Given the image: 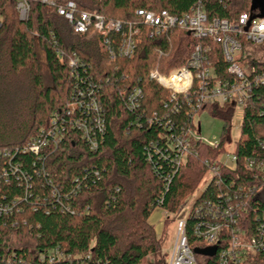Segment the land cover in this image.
I'll list each match as a JSON object with an SVG mask.
<instances>
[{
    "label": "trees",
    "instance_id": "1",
    "mask_svg": "<svg viewBox=\"0 0 264 264\" xmlns=\"http://www.w3.org/2000/svg\"><path fill=\"white\" fill-rule=\"evenodd\" d=\"M51 1L53 7L28 0L27 18L20 21L16 0H0V205H17V211L0 217V264L12 254L24 264H37L40 256L54 249L70 256L60 264H166L161 240L147 222L155 209L178 213L194 194L207 169L205 159L213 160L224 151L235 110L229 104L190 110L179 100L175 111L168 93L149 79V72L157 68L167 74L182 66L201 43L211 48L217 78L226 80L227 65L220 47L209 39L197 42L181 29L151 39L141 28L136 54L112 60L99 34H74L56 9L72 1L80 13L124 23L137 9L179 17L195 0ZM204 8L209 21L233 23L240 14L251 16L256 11L264 16V6L257 0H231L226 7L205 1ZM72 55L85 67L77 71L78 78L67 66ZM243 66L253 72L264 69L249 63ZM135 87H141L142 99L137 108L129 110L127 95ZM80 89H92L103 110L104 131L94 135L95 150L79 128L67 125L70 119L89 122L87 113L82 116L75 111L66 116L70 103L89 99L78 95ZM244 106L234 150L237 162L233 168L221 169L193 208L241 188L248 195L250 213L253 209L258 216L264 213V185L260 176L256 179L246 168L249 159L264 162V84L254 87ZM202 112L224 121L220 143L215 149L195 144L197 154L189 155L172 176L173 165L165 159L170 153L168 139L195 130L193 117ZM54 114L66 124L59 127L58 146L41 159L23 152L43 128H53ZM41 168L47 176H37L35 170ZM24 172L31 185L27 192L19 177ZM254 187L257 191L249 193ZM251 214L253 230L256 220ZM193 219L192 210L186 219V234L195 264H218L216 254L206 256L204 252L215 249L216 253L221 246L208 248L195 238ZM244 264H264V253L250 255Z\"/></svg>",
    "mask_w": 264,
    "mask_h": 264
},
{
    "label": "built area",
    "instance_id": "2",
    "mask_svg": "<svg viewBox=\"0 0 264 264\" xmlns=\"http://www.w3.org/2000/svg\"><path fill=\"white\" fill-rule=\"evenodd\" d=\"M205 1H212L226 7L231 0H195L189 11L179 17L170 15L166 11L152 12L137 9L134 15L124 23L107 21L100 15L88 12L80 13L72 1L59 6L56 12L71 25L74 34L85 35L89 32L99 34L103 38L104 50L112 60L115 58L130 59L136 54L141 28L151 39L172 30L181 29V31L189 33V36L197 42L204 39L211 40L220 47L224 64L227 65L228 79L217 78L211 64V48L203 46L201 43L194 46L182 66L167 74H161L157 68H153L149 72V79L155 81L168 93V101L175 111L179 106V100H181L190 110H199L205 105L224 106L229 104L234 110L238 108L242 112L254 87L264 84V69L260 72H253L246 70L243 66V63H249L250 67L264 66V58L260 61L256 58L251 60L246 54V49L264 45V16L256 11L251 16L248 13L240 14L237 21L233 23L218 19L209 21L204 8ZM40 2L54 6L51 0H40ZM16 11L18 19L24 21L29 11L28 0H16ZM112 35H120V37L114 36L111 39ZM67 66L77 78V71L85 68L84 64L80 63L74 55L68 56ZM77 91L80 97L86 96L89 99L87 101L76 99L70 103L66 109V116L74 115L75 111L81 112L82 116L87 113L90 114L87 117L89 122L86 124L82 118L70 119L67 125L79 128L90 149L95 150L94 135L104 131L103 110L92 89ZM141 95V87L132 88L126 99L129 110L138 107L142 99ZM53 116V128H43L33 140L23 147V152H30L41 159L47 150L58 146L62 137V130H59V127L61 124H66L61 116L56 114ZM194 118L195 116L193 117L195 130L189 129L182 136H171L168 139L170 153L167 151L165 159L170 160L173 165L172 176L183 168L189 155L197 154L193 150L195 144H203L208 148L215 149L220 143L213 145L200 139L198 136L199 126L195 124ZM225 152L224 150L219 153L213 160L205 159L203 164L207 166V176L202 183L203 188L195 192V198L189 206L187 216L191 215L193 210L195 238L208 248L221 246L215 253L218 264H244L250 255L264 253V213L258 216L255 209L252 214L250 213V207L246 200L248 195H243L241 188H238L234 194L217 195L216 200H205L197 204L196 207H192L206 191V187L218 177L221 169L235 166V162H237L235 154L228 155ZM246 168L253 172L256 179L260 176V181L264 185V162L249 159L246 161ZM43 172L42 168L40 171L35 170L37 176ZM45 175L47 176V174ZM19 177H21L22 186L27 192L31 186L27 179V173H21ZM252 191H257V188H252L249 193ZM14 210L17 211L15 202H10V205L6 206L0 205V217L8 216ZM167 214L165 212L163 217L165 218ZM250 214L256 220L253 230L249 226L248 217ZM186 219L177 221L175 239L166 264H195L194 254L189 247L186 234ZM15 258L14 254L9 258L6 257L4 264H24L21 259L15 260ZM69 258L70 256L54 249L50 253L40 256L37 264H60L68 261Z\"/></svg>",
    "mask_w": 264,
    "mask_h": 264
},
{
    "label": "rangeland",
    "instance_id": "3",
    "mask_svg": "<svg viewBox=\"0 0 264 264\" xmlns=\"http://www.w3.org/2000/svg\"><path fill=\"white\" fill-rule=\"evenodd\" d=\"M257 3H260L264 6V0H257ZM246 54L248 59L253 60L254 58H256L259 61L262 60L264 58V45L246 49ZM41 59L43 60V57H41ZM240 121L241 112L237 108L228 125L229 140L225 141L223 146V149L226 151L225 153H227L228 155H232L234 153L237 140L239 139L240 132L238 127ZM194 122L199 126L198 136L200 137V139L205 142L212 143L213 145L220 142L223 126L225 125L223 120L214 117L212 118V116L207 112H202L199 115L195 116ZM206 176L207 171L205 170L203 177H201L202 180L198 184L195 192L203 188L202 183ZM195 192L193 193L195 194ZM194 194L184 202L178 213L167 214V216L164 218L163 216L165 212H163V210L161 209H155L147 222L153 227L156 238L161 240L160 249L161 253L166 256V261L169 257L175 239L176 225L178 223L177 221L186 219L189 212V206L195 198Z\"/></svg>",
    "mask_w": 264,
    "mask_h": 264
},
{
    "label": "water",
    "instance_id": "4",
    "mask_svg": "<svg viewBox=\"0 0 264 264\" xmlns=\"http://www.w3.org/2000/svg\"><path fill=\"white\" fill-rule=\"evenodd\" d=\"M187 34L189 35V33H187ZM198 131H199V129H198ZM214 254H215V249H208L204 252V255H206V256H214Z\"/></svg>",
    "mask_w": 264,
    "mask_h": 264
}]
</instances>
